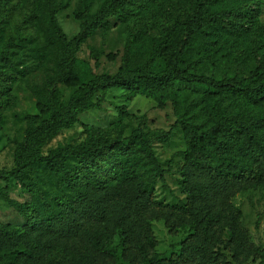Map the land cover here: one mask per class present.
Returning <instances> with one entry per match:
<instances>
[{
	"label": "trees",
	"instance_id": "16d2710c",
	"mask_svg": "<svg viewBox=\"0 0 264 264\" xmlns=\"http://www.w3.org/2000/svg\"><path fill=\"white\" fill-rule=\"evenodd\" d=\"M0 0V18L8 15L9 3ZM28 0H18L23 5ZM190 6L183 22L160 35H150L147 24L160 18L174 3ZM264 0H106L93 11L95 0H78L73 17L80 34L67 40L57 14L67 8L56 0H33L31 20L43 36L39 61L45 73L60 85L74 89L69 99L58 101L55 87L33 90L36 114L25 117L20 141L14 142L12 166L0 169L2 183L15 182L34 201L23 204L7 201L23 216L30 212L29 227L18 232L0 223V249L8 244L22 247V256L36 259L39 231L48 241L76 239L83 221L104 220L110 207L124 204L137 208L146 194L144 178H163L150 141L139 130L126 138L110 140L99 130L83 126L85 141L72 146L58 145L43 154L46 144L64 130L79 124V117L98 106L92 100L109 89L138 90L158 107L170 106L175 119L171 131L185 137L182 152V188L189 195L187 207L194 216V233L178 255L161 259L140 248L142 264H202L204 245L211 228L224 216L233 194L264 189V65L248 68L237 51L251 57L257 10ZM124 26L125 42L117 71L96 74L99 54L93 50L89 61L79 59L81 46L111 21ZM232 23L227 29L223 22ZM9 47L11 41L8 42ZM13 52L0 47V120L11 105V83L22 70L13 61ZM107 57L115 59L109 54ZM247 68V75L234 73L233 66ZM128 146L118 159L111 182L92 177L91 166L107 149ZM79 166V176L69 160ZM42 167L61 192L69 196L49 202L36 195L25 177L33 167ZM202 198L203 203H197ZM42 248V246H41ZM52 264H73L64 252L52 253ZM84 264H97L89 255Z\"/></svg>",
	"mask_w": 264,
	"mask_h": 264
},
{
	"label": "rangeland",
	"instance_id": "374dc122",
	"mask_svg": "<svg viewBox=\"0 0 264 264\" xmlns=\"http://www.w3.org/2000/svg\"><path fill=\"white\" fill-rule=\"evenodd\" d=\"M18 5L13 0L8 5V15L0 18V47L13 52V61L22 70L11 83L12 101L0 120V169H10L14 142L20 141L25 129V117L36 114L33 90L55 87L58 101L66 102L74 89L57 84L44 72L38 59L44 52L43 36L31 20V2ZM106 0H95L96 11ZM67 4V8L56 16L58 24L67 40L80 34V24L73 17L78 0H56ZM190 6L174 3L163 10L160 18L147 24L150 35H160L174 24L183 22L190 14ZM254 34L250 41L251 57L237 51L236 55L246 60L248 68L264 65V2L257 10ZM223 25L232 29V23L225 20ZM9 40L11 41L9 47ZM125 42L124 26L111 21L109 26L99 29L80 48L77 57L89 61L91 50L99 54L96 74H114L120 63ZM109 54L115 59L107 57ZM247 68L233 66L234 73L247 75ZM97 104L79 117V124L64 130L43 148V154L58 145L72 146L85 141L83 126L99 130L110 140L128 137L132 131L139 130L151 143L163 178L153 176L144 178L141 183L146 194L137 208L124 204L111 206L105 219L83 221L76 239L49 240L41 232L40 248L35 260L22 256V247L11 249L6 244L0 249V264H52V253L64 252L73 264H84L91 255L97 264H142L140 248L148 254H157L161 259L178 255L194 233V216L187 207L189 195L182 188V152L185 148L184 134L171 131L175 121L170 106L158 107L151 99L133 88L109 89L97 94L92 100ZM130 148L104 150L91 166L92 177L101 182H111L118 170V159L128 154ZM69 167L82 176L78 163L71 159ZM29 186L37 188L36 195L53 202L55 198L68 197L69 192H61L53 178L45 170L36 166L25 177ZM0 190L17 204L34 201L29 193L15 182L7 184L0 181ZM197 203H203L200 198ZM20 215L7 201L0 200V223L13 226L18 232L29 227L31 214ZM42 246V248H41ZM206 256L202 264H264V189L259 187L233 194L227 201L224 216L211 228L204 245Z\"/></svg>",
	"mask_w": 264,
	"mask_h": 264
}]
</instances>
